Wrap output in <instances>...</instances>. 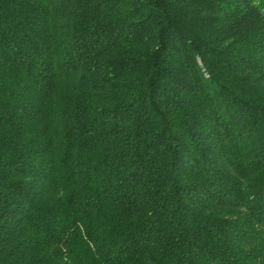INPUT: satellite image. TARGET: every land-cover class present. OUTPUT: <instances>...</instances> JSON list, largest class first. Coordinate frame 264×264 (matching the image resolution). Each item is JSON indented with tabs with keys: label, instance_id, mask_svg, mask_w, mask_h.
Listing matches in <instances>:
<instances>
[{
	"label": "trees",
	"instance_id": "16d2710c",
	"mask_svg": "<svg viewBox=\"0 0 264 264\" xmlns=\"http://www.w3.org/2000/svg\"><path fill=\"white\" fill-rule=\"evenodd\" d=\"M0 264H264V0H0Z\"/></svg>",
	"mask_w": 264,
	"mask_h": 264
}]
</instances>
